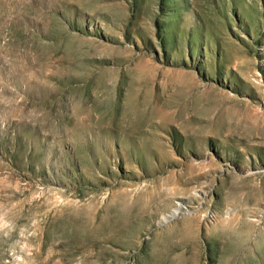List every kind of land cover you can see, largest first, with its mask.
Masks as SVG:
<instances>
[{
	"label": "rangeland",
	"instance_id": "obj_1",
	"mask_svg": "<svg viewBox=\"0 0 264 264\" xmlns=\"http://www.w3.org/2000/svg\"><path fill=\"white\" fill-rule=\"evenodd\" d=\"M0 264H264V0H0Z\"/></svg>",
	"mask_w": 264,
	"mask_h": 264
}]
</instances>
